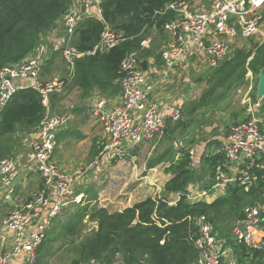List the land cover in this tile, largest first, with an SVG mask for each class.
I'll return each instance as SVG.
<instances>
[{
    "label": "built area",
    "instance_id": "1",
    "mask_svg": "<svg viewBox=\"0 0 264 264\" xmlns=\"http://www.w3.org/2000/svg\"><path fill=\"white\" fill-rule=\"evenodd\" d=\"M104 1L75 0L61 18L58 27H63L66 32L62 49V57L69 70L66 77L50 82L41 80L46 53L48 56L50 50L45 44L22 62L0 71V113L23 88L36 91L47 110L52 97L64 94L73 81L79 59L107 54L126 40L122 31L106 25L93 50L80 52L73 44L84 20L102 19ZM168 13L173 16L164 25L167 40L161 51L167 74L174 73L185 58L193 57L195 61L203 58L208 68L216 69L230 58L233 45H241L264 33V0L173 2L159 14ZM149 44L150 40L145 39L143 49L149 48ZM142 62L138 52L130 53L123 60L119 80L122 96L116 106L108 107L104 99L92 105V116L102 125L103 140L98 155L84 165L77 176L66 173L54 159L58 133L68 127L71 117L46 111L36 134L34 162L30 169L42 176L43 189L35 198L13 209L5 219L4 228L10 239L6 248H0V264H12L21 255H25L26 264H37L38 250L55 219L71 203H83L85 196L75 193V184L86 177H93L104 163L124 161L134 149L163 135L168 120L178 122L181 119L180 108L165 115L151 101L155 85L149 83ZM24 80H29L30 85L23 87L20 82ZM244 104L248 118L230 127L220 151L224 161L203 183L189 184V202L212 204L231 185L237 184L249 191L264 179V98L252 101L247 94ZM22 171L17 159L0 161V187L4 190V202L13 200L15 186L12 183ZM180 197V194L172 195L169 205H176ZM193 222L195 229L191 232V239L199 251L194 264H240L236 254L238 246H244L251 253H260L264 261V206H245L242 217L233 222L227 235L219 234L214 222L206 215ZM93 226L98 229L97 223ZM87 264L102 263L92 259Z\"/></svg>",
    "mask_w": 264,
    "mask_h": 264
},
{
    "label": "trees",
    "instance_id": "2",
    "mask_svg": "<svg viewBox=\"0 0 264 264\" xmlns=\"http://www.w3.org/2000/svg\"><path fill=\"white\" fill-rule=\"evenodd\" d=\"M74 1L0 0V71L36 53L43 40L58 28L61 18ZM181 1L190 0H105L102 4V19L84 20L73 44L80 52L93 50L106 25L122 31L126 40L107 54L79 59L74 83L86 91L98 89L104 94L112 89L111 94L117 95L121 91L119 80L125 57L138 52L144 61L157 53L152 47L143 49L145 33L153 28L164 32V25L173 14L159 13L168 4ZM161 57L159 52L157 59ZM250 57L251 54L235 57L220 65L219 84L224 86L237 78ZM260 70L253 65L255 74H259ZM205 96L197 103L198 106H203ZM46 111L41 96L33 89L23 88L16 93L0 113V161L13 154L15 142L10 136L19 127L27 132L35 131ZM171 125L172 121L168 120L165 133L173 132ZM185 127L179 121L175 128ZM194 160L188 148L177 151L170 149L149 165L152 169L163 161L170 164L166 171L173 177L165 184L164 198H148L117 213L110 212L98 203L83 210H80L83 204L79 205L76 208L77 215L65 223L59 222L46 234L38 250L37 264L42 263L52 242L74 234L79 225L87 226L84 222L86 218L90 225L97 223L98 230L93 229L92 235L83 241L72 264H87L92 259L102 264H194L199 256L191 239V232L195 229L194 219L206 215L214 222L219 234L227 235L231 232L233 222L242 217L245 206H264V179H260L249 191L237 184L231 185L212 204L189 202L187 188L195 182ZM223 161L224 156L219 150L209 159L210 174ZM176 194H180V200L174 206L169 205V198ZM227 219H231L230 227L219 224ZM236 251L240 264H264L260 253H251L244 246H238Z\"/></svg>",
    "mask_w": 264,
    "mask_h": 264
},
{
    "label": "rangeland",
    "instance_id": "3",
    "mask_svg": "<svg viewBox=\"0 0 264 264\" xmlns=\"http://www.w3.org/2000/svg\"><path fill=\"white\" fill-rule=\"evenodd\" d=\"M198 1L207 2V0ZM56 30H58V28ZM164 35L165 32L153 28L146 31L145 39H149L150 47L156 52H159ZM64 36H66V34L63 32V37ZM46 40L47 37L43 40V44L51 46L50 41ZM263 53L264 33L258 38L244 42L241 45L240 43H238V45H233L232 54L227 60L247 54H251V57L240 72V77L238 76L224 86L220 85L218 82V71L220 68L216 70L208 68L203 58L200 60L196 58V61H192L190 66L186 68L187 70H178V72L172 76L173 83L169 84V88L170 90H175L176 88L186 90L188 98H191L188 100L187 105L182 108V115L179 120L183 122L186 127L175 128L179 121L172 122V133L164 132L163 135L154 138L152 141L140 145L122 162L104 163L93 173V178H91V180L86 177L83 181H78L75 184V193L78 194L81 192L80 190L83 189V193L86 195V197L83 198V203H81L83 205L80 210L98 203L99 206L107 208L110 212L117 213L148 198L166 197L164 189L165 184L173 177L171 173L166 171L170 164L163 161L152 169L149 165L170 149L177 151L178 149L188 148L191 152L193 151L192 155L193 159H195L193 164L195 171L194 181L203 183L210 175L208 165L209 159L221 149L224 139L230 133V127L248 118L246 106L244 104L245 96L248 94L252 101L259 99L258 84L260 73H254L253 65H256L258 69L261 68L260 72L264 71ZM59 59L60 64L65 69L61 76L64 77L67 72L65 68L66 64L64 65L65 62L61 60V57ZM179 74L180 77L178 76ZM203 96H205V102L203 106L200 107L197 103ZM51 100L57 105L56 109H51V101L49 102L48 107L51 114L70 116L71 112L65 109L67 104L71 105L67 103V101H71L75 109L82 107V104L79 102V93L74 83L68 87L67 92L65 91L62 95H55ZM86 113L88 114L87 109ZM38 130L39 128L35 131L27 132L19 127L16 133L10 136V139L15 142L13 154L6 158L17 159L20 154H23L26 150L23 145L24 141L26 140V142L32 143L33 138L31 135L32 133H37ZM208 137L216 139L206 143L205 139L208 140ZM76 140L77 139H75V141ZM59 142V149L56 150L58 153H55V161L57 160V164L66 173L72 176H77L81 168L96 157L93 155L89 157L88 155L86 160H81L84 162L79 163H75V159L61 161L60 159H62L63 155L61 149L64 150L67 144L64 141H60V139ZM69 146H71V144ZM83 149L82 147L76 152L73 158L79 157ZM32 151L33 150L28 148L26 154H31ZM172 156L175 157V154ZM34 177V182L30 181L24 192L22 190L17 193V204L19 206L35 198L43 189L44 181L42 176L36 173ZM89 191L93 192L88 194ZM23 195L28 198L21 200V196ZM81 204L71 203L68 208L55 219L49 231L57 227L59 222L65 223L73 216L77 215L78 212H76V208ZM13 209H15L14 205L0 201L1 249L7 247L10 239L9 234L4 228V221ZM229 221L231 222V219L222 220L219 224H226L227 227H230ZM84 222L87 226L83 227L79 225L74 234L52 242L41 264H72V261L77 257L78 249L82 246L83 241H86L85 239L92 235L91 232L93 229L98 230L92 224H88L87 218ZM57 233L56 231V235Z\"/></svg>",
    "mask_w": 264,
    "mask_h": 264
},
{
    "label": "crops",
    "instance_id": "4",
    "mask_svg": "<svg viewBox=\"0 0 264 264\" xmlns=\"http://www.w3.org/2000/svg\"><path fill=\"white\" fill-rule=\"evenodd\" d=\"M63 32L66 34L63 27H58V30H56L54 33L50 34L49 37H47V40L50 41L51 46L48 47L49 52L48 56L46 53V61L43 66V70L41 73V80L44 82H50L54 80H58L62 78V74L64 73L65 69L60 64V57L62 58V49L65 46V36L63 37ZM165 35L162 39V46L160 49V54L163 48V45L165 44L167 40V34L166 31ZM46 40V41H47ZM149 40V39H146ZM150 47V44H149ZM147 49V48H146ZM155 53L151 56H149L146 60L147 62V77L150 84L155 85L154 91L150 97L151 101L156 103L163 114L168 115L170 111L174 110L175 108L181 109L185 107L188 103V100L191 98H188V93L186 90L178 89L170 90L169 84L173 83L172 76L178 72V70H187L186 68L190 66L192 61H195L193 58H185L182 62L179 63L177 68L175 69L174 73L167 74L165 69V63L164 60L161 59L158 60V53ZM55 56V57H54ZM64 61V60H63ZM65 65V63H64ZM66 68V74L64 77H66L69 73V70ZM180 77V74L178 75ZM74 81L68 84L66 87V92L68 87L73 84ZM20 84L23 87H26L30 85L29 80L21 81ZM76 90L79 93V102L82 104V107L74 108L73 103L71 101H67V103H70L71 105H68L65 107V109H68L71 114V121L65 129L61 130L58 133V147L56 150L59 149V139L60 141H64L67 144V147L63 150L61 149V152L63 151L62 159L63 160H76L75 163L84 162L81 160H86L88 155L89 157L98 155L100 148H101V142L103 140V129L100 122H98L91 113L92 105L95 104L97 101H100L102 99L107 101V106L110 108H113L116 106L121 99V91L116 95H112V89H110L108 92L102 94L100 90L98 89H92L89 91H86L84 88L79 87L74 83ZM51 109L57 108V105L53 103V100L50 102ZM72 107V108H71ZM86 109L88 110V114L86 113ZM49 112V108L47 109ZM50 113V112H49ZM36 132L32 133L31 137L33 138L32 143L24 141L23 145L25 146L26 150L23 154H20L17 158L21 168L23 171L28 170L25 178L23 181H21L17 186H15L14 190V199L11 202H8L11 205H14L15 208L19 207L17 204V193L25 190V188L29 185V182H34V174H36L35 171H30L31 166H33L34 162V143L36 141ZM227 138V137H226ZM226 138L224 140H226ZM75 139H77L75 141ZM216 138H210L208 137V140L205 139L206 143H209L211 140H214ZM71 144V146H69ZM62 145V144H61ZM84 148L81 151V155L77 158H73L81 148ZM28 148H30L32 151L31 154H26L28 152ZM61 148V146H60ZM221 151V149H220ZM55 153H58L57 151ZM57 155V154H56ZM55 159V154H54ZM57 161V160H56ZM22 171V172H23ZM90 177L89 180H91ZM80 193H83L84 190L81 189ZM86 197L85 193H83ZM4 196V190L0 187V201H3L2 198ZM172 196V195H171ZM28 198L27 196H21V200H24ZM22 205V204H21ZM20 205V206H21ZM132 207V206H130ZM122 212V211H120ZM8 246V245H7ZM26 263V257L25 255H21L20 257L13 260L12 264H24Z\"/></svg>",
    "mask_w": 264,
    "mask_h": 264
},
{
    "label": "water",
    "instance_id": "5",
    "mask_svg": "<svg viewBox=\"0 0 264 264\" xmlns=\"http://www.w3.org/2000/svg\"><path fill=\"white\" fill-rule=\"evenodd\" d=\"M142 68L147 70V62L143 61L141 64ZM258 98H264V71L260 72L259 75V84H258ZM27 174V170L23 171L12 183L13 186H17Z\"/></svg>",
    "mask_w": 264,
    "mask_h": 264
}]
</instances>
